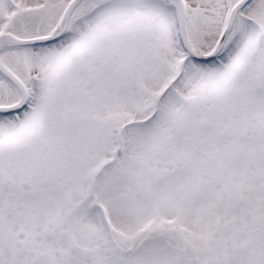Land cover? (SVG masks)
I'll use <instances>...</instances> for the list:
<instances>
[{"label":"snow or ice","instance_id":"6c2138e0","mask_svg":"<svg viewBox=\"0 0 264 264\" xmlns=\"http://www.w3.org/2000/svg\"><path fill=\"white\" fill-rule=\"evenodd\" d=\"M0 264H264V0H0Z\"/></svg>","mask_w":264,"mask_h":264}]
</instances>
